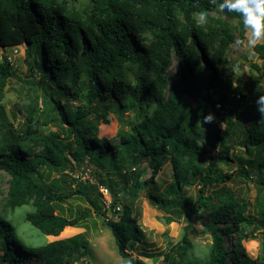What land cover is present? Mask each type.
<instances>
[{
	"label": "trees",
	"instance_id": "1",
	"mask_svg": "<svg viewBox=\"0 0 264 264\" xmlns=\"http://www.w3.org/2000/svg\"><path fill=\"white\" fill-rule=\"evenodd\" d=\"M218 4L219 0H0V47L24 45L28 72L19 80L34 94L16 129L1 101L12 76L9 62L2 58L0 171L9 178L0 200V264H30L25 259L31 264H83L86 253L81 233L37 246L22 244L7 208L31 205L25 220L53 237L66 226L81 227L90 217L86 209L70 216L56 212L58 202L80 197L101 216L119 255L127 258L142 241L143 231L122 199L149 189V202L168 213V223L181 218L179 195L193 182L199 184L196 204L211 236L206 259L196 264H264V255L250 257L241 243L254 237L245 226L264 230V118L256 109V100L264 97L259 85L264 78V41L253 49L261 62L254 89L239 93L230 116L222 119L223 130L213 121L203 123L205 115L224 107L223 91L229 85L221 72L232 74L228 50L245 32L240 15ZM202 9L209 13L204 24L195 18ZM64 94L70 99H62ZM127 109L134 111L127 129L118 128L112 138L97 134L100 122H109V113ZM46 113L51 115L45 120ZM47 122L57 129L46 128ZM237 144L247 157L230 152ZM208 149L216 152L208 155ZM234 159L258 189L254 206L259 217L228 190L206 193L209 186L233 177L216 165ZM85 161L96 167L93 180L78 172L86 169ZM164 162L170 163L172 179L158 192L155 178ZM53 172L59 178H52ZM99 184L109 190L108 206ZM224 233L236 235L232 250ZM177 245L176 257L167 252L161 264H189L183 262L192 246L186 228Z\"/></svg>",
	"mask_w": 264,
	"mask_h": 264
},
{
	"label": "rangeland",
	"instance_id": "2",
	"mask_svg": "<svg viewBox=\"0 0 264 264\" xmlns=\"http://www.w3.org/2000/svg\"><path fill=\"white\" fill-rule=\"evenodd\" d=\"M88 0H78L79 2L86 3ZM247 32H244L246 39ZM262 42V41H261ZM259 42V43H261ZM6 58L10 64L12 72L11 78L8 80L2 91L1 101L5 106L6 114L9 122L19 129L24 120L26 108L31 105V97L34 95L30 90L29 85L21 83L19 79L26 77L27 64L25 61L24 45H15L13 47H0V60ZM228 67L231 69L232 74L227 75L226 71H222L224 83L229 85V88H224L226 94L224 107H218L214 115L213 122L219 127L220 130L224 129L223 118L230 116L229 108L239 99L240 92H251L253 82L260 73L259 65L260 58L254 50H249L243 47H237L233 43L228 50ZM176 68V62L169 68L170 79L173 78V72ZM36 79L35 75L31 76ZM260 87H264V78L259 81ZM217 96V93L214 94ZM62 99H70L67 95H60ZM72 103H76L72 100ZM51 114H44L43 118L46 120ZM54 116V114H52ZM134 116V111L127 109L120 112V114L111 112L108 115L109 122H100L98 125V135L112 138L116 135L118 128L127 129L128 124ZM46 128L55 130L57 127L47 122ZM235 155L247 157L244 148L237 144L231 151ZM216 149H208V155H212ZM145 163V162H143ZM86 169L78 168V172L82 177L93 180L96 167L89 161L84 162ZM216 167L222 172H232L233 177L218 186H209L206 193H213L216 190H228L239 201L248 203L249 212L255 217H259L255 211V198L258 196V189L254 182L246 178L240 169L237 161H221L217 163ZM101 171V170H100ZM43 172L45 170L43 169ZM103 177H106L104 171H101ZM52 178H59L58 174L53 172ZM8 175L0 171V200L4 196L5 189L8 186ZM171 167L169 162H164L161 170L155 178L156 191L161 192L165 186L171 181ZM59 181V179H58ZM199 184L193 182L190 186H184L180 192L182 200L183 214L179 220L166 222L164 216L168 213L154 207L147 197L149 189H140L136 195L126 196L122 202L126 204L132 212V216L136 218L139 227L143 231V239L137 242L134 249L130 251L127 258L119 255L115 245L111 231L103 225L102 218L99 214L93 212L85 201L80 197L71 196L65 201L58 202L56 212L62 213L66 216L75 215L78 211L86 209L90 212L88 217L81 227H65L59 235L49 237L41 233L37 228L32 226L25 220V214L32 209L31 205L24 204L16 207L13 210L7 208L6 215L12 224L16 227L17 235L22 244L37 246L44 244L48 241L55 239L66 238L78 233L82 234V238L86 244V253L83 256V264H161L165 253L169 252L176 257L177 244L186 228L188 238L192 244L185 254L183 255V262L189 264H196L198 260H204L207 257L209 247L211 244V236L206 230V219L203 215L201 208L197 207ZM71 210V212H69ZM244 226V222L240 223ZM244 231L251 232L254 237L247 236L241 243L252 258H259L264 255L263 241L264 230L261 226H254L250 224L245 226ZM225 244L229 250L233 249L232 241L236 240V235L231 234L228 237L224 233ZM28 263H32L31 259H25ZM44 264V263H42ZM81 264V261L75 262Z\"/></svg>",
	"mask_w": 264,
	"mask_h": 264
},
{
	"label": "clouds",
	"instance_id": "3",
	"mask_svg": "<svg viewBox=\"0 0 264 264\" xmlns=\"http://www.w3.org/2000/svg\"><path fill=\"white\" fill-rule=\"evenodd\" d=\"M218 6L228 12L238 13L242 19L247 37L236 39L235 46L253 50L259 42L264 41V0H219ZM208 17V11L202 9L195 18L198 23L204 24L208 22ZM256 109L264 118V97H258ZM213 120L212 113L203 117V123H211Z\"/></svg>",
	"mask_w": 264,
	"mask_h": 264
},
{
	"label": "built area",
	"instance_id": "4",
	"mask_svg": "<svg viewBox=\"0 0 264 264\" xmlns=\"http://www.w3.org/2000/svg\"><path fill=\"white\" fill-rule=\"evenodd\" d=\"M98 190L101 193V196L103 198V201H104L105 205L108 206L109 203H110V193H109L108 188L105 185H103V184H99L98 185ZM115 208L117 210H119V206H116Z\"/></svg>",
	"mask_w": 264,
	"mask_h": 264
},
{
	"label": "crops",
	"instance_id": "5",
	"mask_svg": "<svg viewBox=\"0 0 264 264\" xmlns=\"http://www.w3.org/2000/svg\"><path fill=\"white\" fill-rule=\"evenodd\" d=\"M66 227H72V226H66Z\"/></svg>",
	"mask_w": 264,
	"mask_h": 264
}]
</instances>
